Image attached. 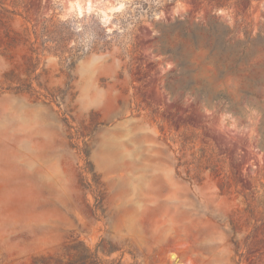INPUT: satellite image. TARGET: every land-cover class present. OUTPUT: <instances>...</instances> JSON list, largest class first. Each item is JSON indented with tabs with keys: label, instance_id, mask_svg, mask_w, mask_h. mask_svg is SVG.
<instances>
[{
	"label": "rangeland",
	"instance_id": "1",
	"mask_svg": "<svg viewBox=\"0 0 264 264\" xmlns=\"http://www.w3.org/2000/svg\"><path fill=\"white\" fill-rule=\"evenodd\" d=\"M183 20L255 36L264 0H0V264H264V90Z\"/></svg>",
	"mask_w": 264,
	"mask_h": 264
},
{
	"label": "trees",
	"instance_id": "2",
	"mask_svg": "<svg viewBox=\"0 0 264 264\" xmlns=\"http://www.w3.org/2000/svg\"><path fill=\"white\" fill-rule=\"evenodd\" d=\"M196 3L211 5L213 9H229L231 7H240L245 5L246 8H250L254 2L260 0H193ZM211 19H215L216 15L212 14ZM174 25L177 27H183V38L188 40L195 50L204 48L208 51L204 59V64L216 68L215 75L216 80H221L225 77L241 78V84L244 89L240 92L251 98L259 99L260 95L257 93L264 90V65L258 66L251 63L255 53L253 51V45L257 39L262 37L260 30L253 36V34L242 28L240 33L241 38L235 39L232 37L231 32L228 29L222 28L221 25H217L215 22L192 24L189 20L176 21ZM204 35L209 44L208 47H200L198 33ZM167 54L172 55L175 58L174 51H168ZM179 65L178 67H180ZM259 70L256 74L250 75L253 71ZM211 82L206 79L197 84L190 80L186 86V91L193 90L195 95L203 101H208L210 97L209 88ZM223 101L228 103L227 97L222 93L212 95L210 102ZM264 149V146H263Z\"/></svg>",
	"mask_w": 264,
	"mask_h": 264
}]
</instances>
